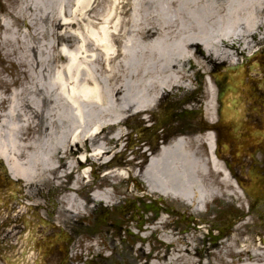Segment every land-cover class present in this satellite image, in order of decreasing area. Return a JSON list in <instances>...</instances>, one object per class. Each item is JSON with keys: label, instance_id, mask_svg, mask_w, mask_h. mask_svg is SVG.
<instances>
[{"label": "bare ground", "instance_id": "1", "mask_svg": "<svg viewBox=\"0 0 264 264\" xmlns=\"http://www.w3.org/2000/svg\"><path fill=\"white\" fill-rule=\"evenodd\" d=\"M0 28V54L23 78L9 99L0 91V106L9 101L0 113V158L27 188L51 183L61 194L60 214L69 222L87 217L89 189L107 185L119 191L122 181L135 182L136 190L129 188L128 193L138 199L137 181L142 182L147 197L161 198L155 203L159 211V202L170 201L202 214L211 202L225 204L235 195L245 208V194L213 155L209 133V158L200 146L181 138L152 156L140 148L134 158L123 160L122 141L128 121L148 118L163 107L165 98L169 102L180 92L191 97L193 75L204 78L205 98L197 108L212 124L233 115L227 100L217 102L221 67L239 91L246 78L262 82L264 88V66L253 64L264 49V0H20L7 17L0 16ZM246 66L262 76L250 74ZM243 87L253 88L251 83ZM237 115L248 116L244 110ZM92 176L101 183H91ZM69 177L71 186H64ZM92 200L110 206L114 197L103 190ZM166 214L149 218L148 223L157 219L156 226H141L135 236L146 241L149 231L157 238L163 228L158 241L165 246L152 252L158 260L165 257L159 250L167 253L179 240L176 232H168ZM199 224L195 227L201 230ZM67 236L61 227L57 242ZM261 240L259 250L251 252L264 264ZM88 247L99 249L97 244Z\"/></svg>", "mask_w": 264, "mask_h": 264}, {"label": "rangeland", "instance_id": "2", "mask_svg": "<svg viewBox=\"0 0 264 264\" xmlns=\"http://www.w3.org/2000/svg\"><path fill=\"white\" fill-rule=\"evenodd\" d=\"M1 2H3V4ZM19 2L20 0H0V16L2 18L7 17L8 13L16 8ZM2 32L3 30L0 28V33ZM25 40L26 43H29V38H25ZM17 47L19 48L22 46L18 43ZM259 48L260 47H258L253 54H256ZM260 54L261 55L256 57L257 59L254 60L253 64L259 61L264 66V49H261ZM246 67L250 74H253L252 68H250V66ZM224 68L223 72L227 71L226 67ZM253 75L256 77L262 76L259 74ZM2 79L8 80V84L4 85ZM20 80L23 81L20 69L3 58L0 54V91L4 92L5 96L9 99L13 89L20 86ZM191 82L192 88L195 90L191 97L189 95L182 96L180 92L178 96H172V99L170 98L169 102L166 98L163 100L164 105L162 108L164 110H162L161 113L159 112L160 110H157L156 112L150 113L148 118L141 119L139 122L134 119L125 123V137L122 144H126L127 147L125 150L126 153L122 157L123 160L128 159L132 155L130 152H135L136 149H140V146L136 147L137 145L133 149L130 147L132 139H137L133 133L137 127H144L151 124L148 120L156 126L162 125L166 127L171 125V122H169L168 119L176 118L175 121H179L178 123H190L193 119H196L197 121L194 120L196 125L199 123V128L196 126L197 129H200V126H209V122L206 120V112L201 109L199 111L197 108L199 106L198 101L201 99L204 100L205 98L203 87L204 78L200 75H193L191 77ZM225 83H229V80ZM249 83H251V86L256 87L257 90H254V92L260 94L264 98V89L261 87L262 82H251L246 78L245 83L243 84L248 85ZM245 85H241V93L243 94L244 92V94L249 97L251 96L249 93L254 92H252L253 90L247 91L246 88L243 87ZM227 98H233L232 91L227 94ZM8 102L0 106V113L6 110ZM165 102L167 104H165ZM244 111L246 115H248L245 118H255L253 113H251V108L246 107ZM259 128L261 129L262 126ZM33 136H36V134ZM137 160L144 161V159L141 158H138ZM106 170H104V172ZM100 172L101 171H99V173ZM102 175L103 174L101 173V176ZM65 180L66 182L64 186H71L72 177ZM91 181L93 183H101V179L98 181L91 178ZM137 183L141 186V191L136 192V194L141 196L140 199L131 196V194L128 193L129 188L136 190L135 182L122 181L119 184V191L116 190V192H114L115 204L104 207V205L100 203H95L94 209H91V207L88 206L89 212L87 217L85 219L78 218L74 223L69 222V218L66 215L60 214L61 212L59 211L58 202L60 201L61 194L59 191L55 192L53 190L51 183L44 185V187L40 189L35 188L34 190L32 187L27 188V186H15L14 191L12 192L15 194L18 191V195L20 196L26 195L27 193H33V195H29L30 197L27 196L26 200L23 199L22 204L25 206L27 203H33L35 207H37V209L33 207L34 211L36 213L39 212L41 217L47 219L52 224L51 228L47 227V229H45V234H50L54 240L56 234L60 233L61 227H63L71 237L74 236L75 231L81 233L80 237H73L78 238V243L82 245V250L80 249V251H78L80 257H90V251H94L96 254L100 251V253H102V259L108 264H263L262 261L256 260L251 250H259L258 246H262L261 239L264 237V227L257 214H250L248 211L249 205L248 209L241 208L242 204L240 200H237V198L239 199L237 195H235L234 199L228 197V201L225 202V204L218 200L211 202L202 214H194L190 212L187 207L181 206L177 203L167 201L165 202L167 204L164 205V203L160 202L159 204H162L167 208L166 215L170 221L167 230L168 232H176L179 240L176 244L170 247L171 251L166 253L165 250H159L161 255L165 254V257H163L162 260H158L152 252H154V248L165 246L158 241V237L164 233L163 228L159 230L160 234L157 235V238L156 236H152L149 231L148 234H146V241H141L135 236L137 232H139L141 226L145 229L147 227L153 229L156 226V218L159 219L160 214L159 211H155L152 206H154L153 204L159 199V196L150 195L152 197H144L146 194L144 185L142 182L140 183L137 181ZM21 184L24 185L23 182ZM11 186V184H5V182L0 183V196L8 193L12 188ZM106 186L107 185H103L101 188H106ZM21 188L23 189V192L20 190ZM61 188L59 189L63 191ZM91 189L88 190V193ZM247 201V203L250 204L248 198ZM88 203H91L90 200L87 201V204ZM9 205V208H11L13 203H10ZM27 207L30 209V206ZM172 207L175 209L174 211L172 210ZM28 211H30V213L32 212L31 210ZM177 212L183 213L187 219L184 220L182 217L183 215H178ZM154 215L156 217L154 221L148 223L149 218ZM30 217L29 214V218ZM192 217L196 220H201L195 222L190 221L188 218ZM202 219H204V221H202ZM141 220H143V223ZM200 222L201 225H199L202 229L198 230L195 226ZM124 226L129 227V229L122 228ZM210 231L215 235V238L211 236ZM141 235L144 234L142 233ZM184 237L186 238L185 240ZM235 238H237V242L234 246L232 243L235 241ZM89 243L91 245L97 244L99 249H90L88 247ZM0 246L2 245L0 244ZM77 248H79V246H77ZM17 250L18 249H15L16 253ZM2 253H5V255L8 256L11 254V251L9 249L6 252L3 251V249H0V258L3 257ZM149 253H151L153 257H150ZM100 260L99 262L96 261L95 264H103L104 261Z\"/></svg>", "mask_w": 264, "mask_h": 264}, {"label": "flooded vegetation", "instance_id": "3", "mask_svg": "<svg viewBox=\"0 0 264 264\" xmlns=\"http://www.w3.org/2000/svg\"><path fill=\"white\" fill-rule=\"evenodd\" d=\"M230 90L233 92V98L227 99V106L234 113L232 118L227 120L219 118L211 128L200 126V129L196 127L199 128V123L196 125L194 121L196 119L190 123H178L179 121H175L176 118L168 119L171 125L166 127L152 123L144 127L139 126L134 132L137 138L136 144L137 147L140 146L139 148L145 146V150L148 149L152 156L164 145H171L181 138L189 139L191 145L200 146V152L209 158L211 153L205 140L209 133L215 147L213 155L225 165L231 177L243 189L250 201L249 212L257 214L264 227V98L254 92L257 90L256 87L252 88L254 93H249L251 95L249 97L234 87ZM223 98L225 100L226 93L219 90L218 102L223 101ZM246 107L251 108L254 119L238 117L237 113ZM141 151L145 152L144 149ZM145 155L148 157V154ZM0 176V183L11 184L1 160ZM6 194L0 196V241L10 250L18 249L20 257L30 256L31 259L25 264H95L100 258L103 260L100 251L98 254L90 251L91 256L85 258L78 255V251L82 250V245L78 243V238H73L74 236L80 237L81 233L78 231L74 232L73 237L65 231L68 236L63 239L58 238L59 242H57V234L55 240L50 234L46 235L45 229L48 226L41 223L36 212L33 215L28 211V207L19 205L15 197H12L10 190ZM144 197H147L146 194ZM10 203H13L11 208H9ZM155 203L152 206L154 209L157 208ZM172 210L174 211V208ZM162 211H167V208L162 206ZM177 213L182 214L184 220L187 219L183 213ZM29 214L32 223L26 221ZM37 214L40 216L39 212ZM188 219L193 222L199 221L193 217ZM103 261V264H108L105 260ZM0 264L13 263L0 259Z\"/></svg>", "mask_w": 264, "mask_h": 264}]
</instances>
